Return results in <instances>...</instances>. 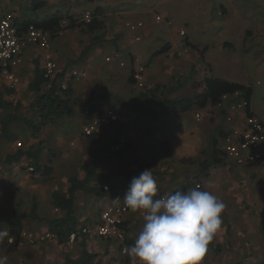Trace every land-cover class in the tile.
I'll list each match as a JSON object with an SVG mask.
<instances>
[{
	"label": "rangeland",
	"instance_id": "1",
	"mask_svg": "<svg viewBox=\"0 0 264 264\" xmlns=\"http://www.w3.org/2000/svg\"><path fill=\"white\" fill-rule=\"evenodd\" d=\"M29 1L30 0H0V16L4 12L11 10L18 17L20 15V10H18V8H27L28 6L26 5ZM166 1L157 0L148 11L142 12L139 16L145 26L149 27L151 35L150 33L145 35L140 42H136L135 46L138 48V56H140L142 62L146 64L148 72L153 78H158L156 63L160 65V62H158V59L152 58V51L155 50L159 44L157 45V43H154L151 46L149 40L155 37L157 32H161V30L164 33L168 32L166 20L163 19L161 22L155 21L156 14L168 16L165 14L167 11H164L167 7ZM169 1L172 3L174 0ZM242 2L243 0H234V3L233 0H215L217 7L220 4L228 9L229 16L214 18L213 20L220 21L226 25L228 22H232L235 19L236 21L238 19L241 20L243 15H239V13L241 12L240 9L244 7L241 5ZM244 3L247 8L246 15L252 14L255 19L252 21H242V24L256 23L258 29L253 27V25L251 27L258 32H255L252 37H246L244 40L231 39L235 44L234 47L230 49L225 48L222 52L217 49L216 45L210 47L208 43L207 46L210 47L208 55L211 56L209 60L213 66L212 69H210L209 66V69L207 67L205 69L211 71L212 76L225 78L233 82H246L252 87L253 106L264 116V3L261 0H244ZM186 6V11L177 10L176 13H173V10L169 9V12L172 13V16L169 17L173 20L172 22L174 24L179 25L178 28L183 29L185 33L190 36V39L194 40L196 43L197 49L191 51L195 55V67L188 69L189 64L187 65L184 62L183 65H181V71H175V67L171 68V72L173 73L175 71L174 75H176L174 86H168L169 88L162 89L156 94H148L149 96L147 95L146 100L145 98L143 99L145 100L143 103L151 107H162L160 104L162 97L175 100L182 97H193L203 91L202 83L204 78H201L200 73L202 66L205 65V61L201 57V46L205 45L208 40L212 42L214 35L207 30L201 31V21L195 24L194 17L191 16L189 10V5ZM14 7L17 9H14ZM41 11L42 10H40V15L42 13ZM242 11L244 12L245 10ZM257 14L261 15V17H259L263 23L260 22V20L257 21ZM126 20L132 19H124L122 23L124 24ZM215 29V31L218 32L215 36H219V34L222 36L223 28L221 26H215ZM72 30H77L78 33H80L77 34L75 38L83 43L81 39L85 37V32L82 30L80 31L78 28ZM55 36L59 35L53 33L52 38ZM184 38L186 37H183V39ZM73 60L75 62L77 57ZM104 61L108 63V61ZM66 66L68 68V72L66 71L67 73H70L72 70H79L73 69L72 65L69 63ZM75 68H82V66H76ZM41 69H43L42 66ZM94 70L95 72L88 69V73L85 77L83 76L79 79H75L74 77L71 78L87 81V85L84 84L83 87L89 88V92L92 94L93 98L88 105L79 103V114L81 111L84 114V111L87 110L90 105H94V110H100L102 107L106 106L103 99L105 93H109L111 95V100L116 101V103L120 102L126 104L131 98H138L140 92L144 93L147 90L146 86L140 88L131 84L128 80L130 73L127 70L124 71L120 68L118 71L115 68L112 72L107 70L106 65L100 66ZM59 74H61L63 79L65 78L63 73ZM26 76H28V78H26ZM21 78L22 81L20 86L10 92L4 90L5 93L3 98L13 104H19L20 106L17 113L27 119H32L31 112L26 111L27 105L35 96L28 87L29 71H27L26 74L24 73ZM195 108L196 107L191 108L177 118L172 117L170 120L167 118L168 114L162 112L160 123H157V127H153L154 135L156 136L155 140H162L161 138L168 137L172 145L166 150H160L159 146L154 147L153 152L155 151V156L158 157L161 162H165L160 165L159 171L152 172L153 176L156 177V181L163 179L161 182H164L165 186H163L161 190L164 192H169V188H177V186H180L181 183H179L178 180L186 179L182 184L186 185L187 189L192 187L195 182H199L202 186V190L213 192L226 205V208L221 213V217L222 221L225 222L229 219L233 220V226L231 227L232 235L230 237L234 241L232 243L227 241L221 244L214 239L212 245L208 247V251L200 261V264H264V253L262 252L264 244H261L264 240L263 238L260 240L257 238L249 239L244 235L247 226H245L243 222L248 219V221L252 223L255 216H257V211L264 206V167H259V165L238 166L229 160H225L223 165L211 167L212 169L208 170L207 174L202 175L198 170V162L202 158V152L206 150H202L201 148L208 147L211 137L207 135V128H213L212 118L210 119L213 110L209 111L208 116H206L202 124L201 119L197 120L193 116L195 111H197ZM118 109L132 124L133 122L137 124L143 122V119H139L142 114H138V119L134 121L133 114L135 113L125 105L118 106ZM13 113L14 111L12 110L7 111L0 108V128L1 122ZM142 116L145 117L144 115ZM84 122L85 120H83V124ZM83 124L81 125L80 123L78 125L74 119H62L58 125L54 127L46 126L37 134H33L30 128L19 119H15L9 123L8 129L14 134V138L9 140L0 138V194L2 196L0 197V207H6L4 211L0 210V230H5L7 228L5 224L6 219L9 220L11 218V210L14 207V193L12 195V187H22L23 190H20V192L24 195L29 193V198L34 196L36 199L38 192L37 186H32L31 184L26 185V183L29 182L28 178H18L16 180L9 179L7 171L12 163L9 164L3 161L5 154L14 153L18 149H26L32 139H43L41 145L43 144L42 147L46 149L44 161L46 164L54 162L53 169L55 171L54 179L46 183L41 182L43 185L39 189V200L42 208L39 214L45 219L51 216L53 212L49 206V198H51L50 190L52 192V189L56 185L61 191L62 187L67 182V178L73 173L76 174L81 166L80 163L87 158V156H92V148L89 146L87 138L82 133ZM115 130L116 126L114 125L109 131H103L102 133L99 131L100 138H97L95 147L98 148L110 142L114 137H112V133H115ZM128 130L130 131L129 133L133 132L131 127H128ZM188 130H192L193 134L186 133ZM125 133H127L126 129ZM41 135H44V137ZM149 144L154 146L156 143L150 139ZM129 150L131 151L132 149ZM169 152H172V154H168ZM185 153H187L188 156H191V153L194 154L189 158H176L174 156L175 154L185 156ZM25 161L26 160H20V162H16L15 164L19 165L20 169L27 168V171L32 173L31 168L29 169V167H26L27 164ZM28 172H26L27 175ZM168 176L170 179H168ZM180 176L182 178H179ZM34 178L35 177H33V179L31 178V180H34ZM3 187L7 190L1 192ZM22 199L18 207V212L20 214L26 213L28 209L23 203L26 197L23 196ZM106 202L112 203L111 200ZM99 207L98 205V208ZM25 221V229L35 232H38L45 224L43 220L38 221L30 218ZM84 224L85 226L90 225V223L87 222ZM235 239H237V241H235ZM77 248V245L71 246L69 252L66 254L74 256L77 253ZM22 252H24V250L21 249L20 251L14 249L12 246L8 245L5 240L0 242V257H7L6 264H43L41 259L39 260L37 258V253L30 254L33 256L31 261H29L28 256L30 255L25 256L24 254V257H22ZM64 252L63 248L56 247L52 250V255L55 256V259L61 261L60 264H64ZM261 255L263 256L262 258ZM56 257H59V259Z\"/></svg>",
	"mask_w": 264,
	"mask_h": 264
},
{
	"label": "crops",
	"instance_id": "2",
	"mask_svg": "<svg viewBox=\"0 0 264 264\" xmlns=\"http://www.w3.org/2000/svg\"><path fill=\"white\" fill-rule=\"evenodd\" d=\"M45 2L44 6L40 9L33 10L31 8V2L29 1L26 6L27 8H18L20 10V15L18 16L20 19H45L54 15H57L60 17V30H62V34L59 36H55L52 38V54L55 58L58 66H59V72L57 75L53 78L48 79L49 81L56 80L57 83L62 86L63 84L66 87H70L73 90V94L82 98L83 100L88 99L91 96V93L89 92V88L83 87L84 84L87 85V81H81V80H75L79 79L81 77H77L75 79L68 78V68L67 64H71L73 69H79L78 71H85L86 74L88 73V69H91L95 72L94 69L106 65L107 70L112 71L116 68L118 71L119 69H123L124 71H128L130 73V65L128 63V58L130 56H138V48L135 46L136 42H140L142 38L145 35H148L150 33L149 27H146L144 22H142L141 18L139 17L142 12L148 11L149 8H151L152 5L157 0H42ZM166 1V0H165ZM264 3V0H261ZM167 7L164 9L166 15H155V21L161 22L163 19L166 20V24L168 26V32L164 33L162 30L161 32H157L156 36L153 38H150L149 42L152 44L157 43V47L155 50L152 51V58L158 59V62H160V65H157L156 63V71L158 78H153L150 76V73L148 72V69L146 70L145 75V86L147 90H153L154 87L161 86L162 88L158 91H151L149 95L156 94L160 90H164L169 87L174 86L175 71H181L183 63L185 62L188 66V69H191L192 67H195V55L191 51H195L197 49V45L194 42V40L190 39V36L185 33L184 36L180 34V29L178 28L179 25L174 24L172 19L169 16H172L171 12H169V9L173 10V13H176L177 10H185L187 8L186 5H189V10L191 12V16L194 17V23L201 21V31H209L211 34H213V40H208L205 45L201 46V57L205 61V65L201 68V78L203 79L202 83V89L204 90L205 85L204 81L206 78H217L221 80H226L225 78L216 77L211 75V71L205 69L208 66L210 69H212V63L210 62L211 56L208 55L210 47H214L216 45L217 49L222 52L225 48L230 49L234 47V42L231 39H241L244 40L246 37H252L255 32H258L251 26L257 28V24H242V21L248 20L252 21L255 19L254 15H246L247 14V8L245 7L244 0L241 3L243 5V9H240L241 12L239 13L243 15V18L236 19L232 22H228L227 25L225 23H221L220 21L213 20L214 18H220V17H228L229 12L228 9L224 5H220L217 7L215 0H174L172 3L167 0ZM165 2V4H166ZM234 3V0H233ZM240 4V2H239ZM17 7V6H16ZM14 7V9L16 8ZM241 7V6H240ZM98 9L97 16L103 21V28L93 31L92 33H86L85 37L81 40L82 42H79L75 37L78 33L77 30H72L78 28L81 31V28L78 26V24L83 21L87 20V14H90L95 9ZM17 9V8H16ZM40 10H42L40 15ZM242 10H245L244 12ZM24 11V12H22ZM186 11V10H185ZM239 12V11H238ZM40 15V16H39ZM258 15V14H257ZM156 16H160L161 20H157ZM261 15H258L257 21H259L261 18ZM163 17V18H162ZM253 17V18H252ZM124 19H137L138 21H141L143 23L142 28L138 30V33H140L141 39L139 41L134 40V34L122 23ZM196 19V20H195ZM65 20L66 23H62V21ZM72 21V23H71ZM260 22L263 23L262 20ZM260 23V24H262ZM75 25V26H73ZM73 26V27H72ZM215 26H221L223 28L222 36H215L217 31H215ZM258 29V28H257ZM195 32V31H194ZM56 33V31L54 32ZM151 35V33H150ZM155 35V34H154ZM92 37H101L102 41L92 46L85 54L84 57H81V53L85 50V47L90 43ZM183 37H186L183 39ZM183 42V43H182ZM210 44V47L207 46V44ZM167 45V51L161 53V54H155L156 51L161 49ZM184 45V46H183ZM186 50V51H185ZM189 50V51H188ZM107 56H114L116 57L113 59L110 63H106L104 60ZM120 56L124 58L127 62L125 66H119L117 65V57ZM77 57V60L74 62V58ZM140 58V56H138ZM141 59V58H140ZM160 60V61H159ZM43 64L42 56H41V50L36 46H29L23 53L22 62L17 67L16 72L19 77V84L15 87H19L22 81L21 76L27 71H29V83L34 77V71L36 65L39 67L40 70L41 66ZM76 66H82V68H75ZM175 67V71L172 73L171 68ZM43 68V66H42ZM209 69V68H208ZM207 70V71H206ZM67 71V72H66ZM66 72V73H64ZM64 74V79L61 76V74ZM208 73V74H206ZM60 76H59V75ZM112 74V73H111ZM199 74V75H200ZM86 76V75H85ZM84 76V77H85ZM28 78V76H26ZM71 79V80H70ZM193 81V80H192ZM191 81V82H192ZM228 81V80H226ZM233 82V81H229ZM50 83V82H47ZM239 84H243L245 86H249L246 82L240 81L235 82ZM135 85V84H134ZM5 85H0V93H3L4 90H10L12 91L15 88H7L4 87ZM169 86V87H168ZM251 87V86H250ZM252 88V87H251ZM146 90V91H147ZM253 92V91H252ZM148 95V96H149ZM144 99V98H143ZM142 98H138V101L143 103L145 100ZM144 104V103H143ZM146 105V104H145ZM150 106V105H146ZM151 107V106H150ZM196 107L197 111L193 114L195 117L196 113L200 114L201 123L205 121L206 116H208V113L210 110H213V114L211 115L210 119L212 120L213 128H207V135L212 136L216 128H219V133L216 134L217 138V147L222 150V147L224 146V135L225 132L233 127H239L242 125L243 122V115H241L239 118L233 119L232 121H227L225 118L226 113L229 112V109L227 111V108L223 105L217 104H207L204 107H199L198 105L194 104L192 105L188 110L191 108ZM156 111L160 113V117H162V107L156 106L152 107ZM188 110H186L183 113L178 114L177 116H171L168 114L167 118L170 120L172 117L177 118L180 115L186 113ZM79 108L76 107V114L70 117H64L63 120L68 119H74L78 125L81 123L83 124V120H85L84 114L81 111V113H78ZM250 111L257 117H261L260 119L264 122V116H262V113L258 111L257 108L253 106L252 101V95L250 98ZM135 113V112H134ZM141 113H135L133 114V120L136 121L138 119L137 115ZM144 115V114H142ZM139 117V119H143V122L137 124H133L128 121L126 117H124L122 114L119 115V119L116 124V130L115 133H112V137L117 133L118 136L116 140L118 141V146L121 147L124 144H128L131 146V151L127 150L128 152L125 153L123 157L114 158V159H105L98 167L99 173H110L112 174L111 182L113 184V189L104 197L97 198L93 195L84 193L83 191H77L76 192V198L74 201V207H75V215L78 218V225L76 229H80V227L85 226V222L90 223V225H87L89 227L93 226L95 222H97L99 217V211L103 208L106 201L111 200L113 202V194L116 193H123L125 194L128 190V187L131 183V180L133 177L138 176L142 171L145 169H152L153 171H159L160 165H162L163 162L159 160L158 157L155 156V151L153 152V149L155 146H159V149L166 150L170 145H172L171 142H169L170 138H161L162 140H155L156 136L154 135V129L153 127H157V123H160L159 120H152L148 118L147 116ZM199 119V120H200ZM198 120V119H197ZM141 121V120H140ZM203 124V123H202ZM9 125V124H8ZM114 125L104 127L100 130V133L103 131H109L110 128H112ZM128 127H131L133 129V132L129 133ZM125 129L127 130V133H125ZM1 130V128H0ZM193 134L192 130L186 131V133ZM100 133L98 132L99 137ZM44 137V135H41ZM173 136V135H172ZM111 137V136H110ZM111 137V138H112ZM96 138V140H97ZM100 138V137H99ZM5 139V138H2ZM13 139V138H12ZM150 139L155 141V145L151 146ZM9 140V139H5ZM43 139H32L29 142V147H33L34 149L37 147H42L41 141ZM107 140V139H106ZM108 141V140H107ZM106 141V142H107ZM177 142V141H174ZM109 143V142H108ZM103 146V145H101ZM161 147V148H160ZM26 148V149H27ZM96 148V147H95ZM205 148H201L206 149ZM24 149V150H26ZM43 151L42 154L39 156V163L40 165L44 166L45 163V151L46 149L42 147ZM19 150V149H18ZM93 150V147H92ZM164 152V151H163ZM15 153V152H14ZM195 153V152H194ZM194 153H191V156H193ZM11 154V153H6ZM5 154V155H6ZM168 154H172V152H169ZM176 158H189L191 156H188L187 153H185V156H180L178 154L174 155ZM92 159V156H87L80 164L82 165L85 162H88ZM21 160H26V164L28 167L30 160L26 157L21 158ZM226 161L228 159L225 158ZM4 161V160H3ZM230 161V160H229ZM5 162V161H4ZM20 162V161H18ZM17 162V163H18ZM231 162V161H230ZM7 163V162H5ZM10 164V163H9ZM52 168H54V162L49 163ZM255 165H259L264 167V162L257 163ZM8 177L11 180H16L18 178H28L29 182L26 183V185L31 184L32 186H37V196L36 199L34 196L29 198V193L27 195H24L20 190H23L22 187H12V195L14 193V207L11 210V215L13 211L17 210L18 207L21 204V199L23 196L26 197L24 199V204L28 207L26 213L28 214L31 210V207L33 203H36V212L39 215V217L43 218L39 213L42 210L39 200V189L43 185L40 181L41 173L40 172H32L29 173L27 171V168L20 169L19 165L12 163L11 167H8ZM30 169V168H29ZM210 168L209 170H211ZM28 172V175L27 173ZM167 172V171H166ZM210 172V171H209ZM165 173V172H164ZM11 174V175H10ZM33 174V175H32ZM74 174V173H73ZM79 178L84 177V172L79 168L76 172ZM72 175V174H71ZM70 175V176H71ZM31 176V177H29ZM34 180H31V178ZM69 178V177H68ZM67 178V180H68ZM156 178V177H154ZM179 178H182L181 176ZM168 179L170 177L168 176ZM163 180V179H161ZM161 180H157V188L158 193H175L176 191H186V185L182 184L185 180H178L180 186H177V188H169V192L162 191V187L165 186L164 182H161ZM161 182V183H160ZM68 187V183L62 187L61 191H65ZM19 188V190H18ZM3 187L1 189V192L6 191ZM59 190V188L55 185L52 189V192L50 190V193L52 194L54 191ZM0 197L1 194H0ZM28 197V198H27ZM49 206L51 208L52 215L45 218H53V217H61L63 216V211H60L59 209L55 208L51 203V198H49ZM23 200V199H22ZM98 205L100 206L98 208ZM264 208H260L257 211V216H255V219L252 223L248 221V219L244 220L245 226H247L246 235L249 239L257 238L260 240L264 237L262 236L260 232V221H259V212ZM3 206L0 207V210H5ZM19 213V212H18ZM143 213L141 212H133L132 210L129 211L127 214H125L123 222H122V228L125 231V241L127 243H124L127 248L133 244L134 239L136 235L138 234L140 228L143 224ZM30 217L25 216L23 219V226H25L26 219L28 220ZM11 219V218H10ZM9 219V220H10ZM31 219V218H30ZM45 219L44 225L37 233H44L45 231H48L47 224ZM6 219V222L9 221ZM233 220L229 219L228 221H222V225L220 229L217 231V233L214 236V239L217 240V242L226 243L227 241H230L231 243L234 241L230 236L231 234V227ZM7 229V228H6ZM25 229V227H23ZM28 230V229H26ZM31 231V230H30ZM35 232V231H34ZM81 233V232H80ZM85 244L86 249L96 254V257L93 259L94 262L97 264H127V263H134L137 264L131 257L128 256L127 251L126 253L121 252L120 244L119 242L110 239V238H104L99 237L94 233H88L85 234ZM213 239V240H214ZM5 240V238H4ZM80 241L81 238L77 237L73 241H68L64 244H59L55 238H50L42 241H37L32 245H25L24 247H17L12 246L16 250H24L22 252V257L30 254L37 253V258L43 262V264H60V260L55 259V256L52 255V250L57 248H63L65 251L63 254V258H65L66 254L69 252V248L71 246L77 245V253L74 256H70L72 259H76L79 256V253L81 251L80 247ZM237 241V239H235ZM6 242V240H5ZM7 243V242H6ZM262 245L264 244L261 243ZM9 245V244H8ZM53 247V248H50ZM264 253V249L262 250ZM33 255L28 256L29 261H31ZM263 256L261 255V258ZM59 259V257H56ZM26 258V260L28 261ZM34 261V260H33Z\"/></svg>",
	"mask_w": 264,
	"mask_h": 264
},
{
	"label": "trees",
	"instance_id": "3",
	"mask_svg": "<svg viewBox=\"0 0 264 264\" xmlns=\"http://www.w3.org/2000/svg\"><path fill=\"white\" fill-rule=\"evenodd\" d=\"M31 8L33 10L40 9L44 6L45 2L42 0H30ZM98 9L96 8L90 14V19L81 21L78 26L83 32L92 33L93 31L103 28V21L97 16ZM72 23V21H71ZM17 24L21 27H26L28 24H33L38 28L49 31L52 34L59 29L60 17L57 15L45 18V19H20L17 18ZM75 26V25H73ZM72 26V27H73ZM101 37H92L90 43L85 47V50L81 53V57H84L86 52L95 44L101 42ZM167 45L155 52V54H161L167 51ZM129 82L134 84L131 76ZM50 82V83H47ZM204 90L193 97H182L175 100L162 97L160 104L162 106V112L170 114L171 116H177L180 113L188 110L192 105L196 104L199 107H204L209 104H217L220 102V98L224 94H231L239 91L249 101L252 95V88L243 84L229 82L217 78H206L204 81ZM29 89L35 94L34 99L27 105L26 111L31 112L32 119L19 115V104H13L3 98V93H0V108L7 111H14L12 115L7 116L1 122L0 138L12 139L14 134L8 129V124L15 119L22 121L28 128H30L33 134H37L46 126H56L64 117H70L76 114V107L79 103L88 105L91 103V96L83 100L79 96L73 94V90L70 87L62 88L56 80L49 81L43 76L42 70L36 65L34 71V77L28 85ZM161 86H156L153 90H147L144 93L140 92L138 98H146L151 91H158ZM10 92V90H8ZM137 97L131 98L126 104L116 103L111 100V95L105 93L103 95L104 103L107 107L114 109L117 115H121L118 106L125 105L135 113H141L152 120H159L160 113L150 106L138 101ZM89 111L94 110V105L88 106ZM219 133V128H216L214 133L209 139L208 147L202 152V158L198 162V170L202 175L207 174L211 167L220 166L225 163V157L222 150L217 147L216 134ZM98 134L85 136L89 146L92 148V159L83 163L80 169L84 172V177L79 178L77 174L69 176L67 183L68 187L65 191L56 190L51 194L52 205L63 211V216L53 217L45 219L48 233L53 235V238L57 240L59 244L67 243L69 235L76 232L78 225V218L75 215L74 201L77 191H83L84 193L93 195L97 198L106 196L112 189L113 184L111 182L112 174L99 173L98 167L105 159H114L123 157L127 150L131 149V146L124 144L121 147L118 146L116 140L118 134L116 133L113 139L103 145L95 148L96 138ZM42 147L33 148L32 146L26 150H17L15 153L6 154L4 161L7 163H16L21 158L26 157L30 160L28 167L32 172L41 173V182H49L54 179L55 171L51 165L46 164L44 166L39 163V156L42 154ZM104 186H108V190H104ZM25 216L31 219L41 221L43 218L39 217L36 212V203L34 202L31 210L28 214H20L17 210L13 211L11 219L7 221L6 227L13 235L23 229V219ZM260 232L264 237V208L259 212ZM81 238L80 247L81 251L76 259H72L69 255L65 256L64 264H97L93 261L96 254L89 252L86 249L84 233H78L75 237ZM126 240V239H125ZM125 243H127L125 241ZM212 242L208 245L211 246Z\"/></svg>",
	"mask_w": 264,
	"mask_h": 264
},
{
	"label": "built area",
	"instance_id": "4",
	"mask_svg": "<svg viewBox=\"0 0 264 264\" xmlns=\"http://www.w3.org/2000/svg\"><path fill=\"white\" fill-rule=\"evenodd\" d=\"M17 16L11 10L4 12L0 16V85L7 88H15L19 84V77L16 69L22 62L24 51L31 45L41 50L43 60V76L46 79L53 78L59 72V66L52 54V33L33 24L21 27L17 24ZM90 19L87 14V20ZM157 20H161L160 16H156ZM62 23H66L65 20ZM133 34L134 40L141 39L138 30L142 28L143 23L138 20H126L124 23ZM56 30V35L62 34V30ZM180 34L185 35V31L181 29ZM186 51V50H185ZM116 57L107 56L106 61L111 62ZM126 60L120 56L117 57L119 66H125ZM130 65V76L134 84L140 88L145 86L146 64L138 56H130L128 58ZM85 71L72 70L68 73V78L83 77ZM62 88H66L63 84ZM155 88V87H154ZM153 88V89H154ZM219 105H223L229 109L225 118L227 121L239 118L243 115L242 125L233 127L225 132L224 146L222 151L224 157L238 166L255 165L264 162V122L250 111V101L239 91L231 94H224L220 98ZM85 122L82 126V133L85 136L98 133L100 129L117 123L119 116L116 111L110 107L104 106L102 109H88L84 111ZM196 119H200V114H195ZM32 170V169H31ZM202 186L199 182H195L192 187ZM104 190H108V186H104ZM165 195V193H157V196ZM125 194H113V202L107 203L99 212L97 222L93 226H82L76 232L69 235L68 240L73 241L78 233H94L99 237L113 239L120 244L121 252L126 253L125 231L122 228V222L125 214L129 209L123 199ZM9 237H5L9 245L24 247L32 245L37 241L50 239L52 234L45 231L37 233L34 231L22 229L18 235H13L8 229ZM134 264V263H127Z\"/></svg>",
	"mask_w": 264,
	"mask_h": 264
},
{
	"label": "clouds",
	"instance_id": "5",
	"mask_svg": "<svg viewBox=\"0 0 264 264\" xmlns=\"http://www.w3.org/2000/svg\"><path fill=\"white\" fill-rule=\"evenodd\" d=\"M152 169L132 178L125 205L143 213V224L127 254L137 264H200L222 225L224 202L199 186L157 196ZM9 237L0 230V242ZM7 257H0L6 264Z\"/></svg>",
	"mask_w": 264,
	"mask_h": 264
}]
</instances>
